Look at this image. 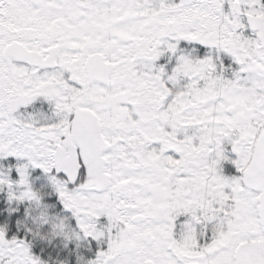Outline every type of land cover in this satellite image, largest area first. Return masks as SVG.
<instances>
[{
	"label": "snow or ice",
	"instance_id": "obj_1",
	"mask_svg": "<svg viewBox=\"0 0 264 264\" xmlns=\"http://www.w3.org/2000/svg\"><path fill=\"white\" fill-rule=\"evenodd\" d=\"M0 264H264V0H0Z\"/></svg>",
	"mask_w": 264,
	"mask_h": 264
}]
</instances>
